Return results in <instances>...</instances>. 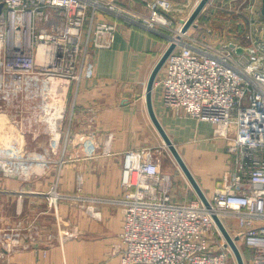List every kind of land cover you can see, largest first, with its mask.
<instances>
[{"label":"built area","instance_id":"1","mask_svg":"<svg viewBox=\"0 0 264 264\" xmlns=\"http://www.w3.org/2000/svg\"><path fill=\"white\" fill-rule=\"evenodd\" d=\"M0 5V105L17 113L24 110L27 121L41 122L49 137L50 151L35 156L18 140L0 147V171L28 179L34 167L50 166L60 145L62 126L54 129L42 122L52 93L65 82L81 84L91 78L95 51L115 40L116 24L100 15L153 28L170 19L161 8L173 6L157 0L151 14L143 16L112 0H0ZM253 27L245 42L223 45L186 42L182 28L173 37L176 48L157 82L162 100L212 124L215 137L228 143L234 170L207 196L211 207L200 197L177 202L171 195L172 177L161 172L152 148L128 151L124 195L116 200L125 214L118 246L121 264H229L233 251L225 238L220 251L210 249L213 236L224 237L215 214L223 222L237 221L239 232L233 237L239 236L249 252L245 263L264 264V23L254 22ZM23 104L30 108L23 109ZM50 196L61 197L56 190ZM2 237L8 250L19 248L21 225L5 227Z\"/></svg>","mask_w":264,"mask_h":264},{"label":"crops","instance_id":"2","mask_svg":"<svg viewBox=\"0 0 264 264\" xmlns=\"http://www.w3.org/2000/svg\"><path fill=\"white\" fill-rule=\"evenodd\" d=\"M112 1L149 16L157 0ZM163 1L173 9L161 11L173 18L172 25H178L201 0ZM217 1L230 3L219 16L214 4L210 15L224 20L218 30L227 31L231 41L245 42V34L254 30L253 23H264V0ZM115 21V40L111 47L95 51V73L81 82L72 98L67 125L50 166L34 167L28 179L0 171V264H121L118 245L125 216L116 200L124 195L122 176L128 151L161 147L160 168L172 177V198L184 202L199 197L147 107L148 82L172 43L171 28L159 24L148 28L122 18ZM162 74L163 68L153 89L156 113L174 143L184 148L185 161L211 197L218 180L234 170V157L227 151V141L215 137L212 124L164 104L162 87L157 84ZM26 115L24 110L17 113L0 105V147L18 140L30 156L50 151L48 135L32 133ZM54 190L61 197L52 200ZM224 223L232 235L239 232L235 219ZM17 224L22 227L21 246L10 251L4 247L2 230ZM223 238L213 236L210 249L220 251Z\"/></svg>","mask_w":264,"mask_h":264},{"label":"rangeland","instance_id":"3","mask_svg":"<svg viewBox=\"0 0 264 264\" xmlns=\"http://www.w3.org/2000/svg\"><path fill=\"white\" fill-rule=\"evenodd\" d=\"M213 1L214 0H209V4L206 6V7H204V9L202 10V13H200V15H199V17H198V19L196 20V22H195V24L188 30V31H186V33H187V35L186 36H184V38H182L183 40H185L186 42H190V43H193V42H195V40L194 39H196V40H199V41H206V42H210V43H213L214 45L215 44H217V45H223V44H225V43H229V42H231V39H230V35H229V33H227V31H226V33H224V31H222V29H219L218 30V28H221L222 27V25L223 24H225L224 23V20H223V22L220 20V19H218L217 18V20H216V18L214 17V16H211L210 15V13H211V9H214V8H212L213 6H214V4H215V7L217 8V11H216V13H218V16L219 15H223V14H221L222 12H225L226 11V9L229 7V4L230 3H225L224 1L223 2H219V1H215L214 2V4H213ZM226 1H229V0H226ZM225 3V4H224ZM225 5L224 6V8H223V6L222 5ZM227 5V6H226ZM208 7V8H207ZM204 11V12H203ZM190 14L192 13V12H189ZM188 14V13H187ZM224 14H226V13H224ZM100 16H105V17H103L104 19H106V20H108V21H110V22H112L113 24L116 22L115 20H116V18H118V17H115L114 15H110V14H104V15H100ZM99 16V17H100ZM110 17H113V18H115V19H113V20H111L110 19ZM186 17H188V15L186 16ZM185 17V18H186ZM170 18V17H169ZM173 19V18H172ZM172 19L170 18L168 21H167V23L166 24H164V23H162V22H158V24L159 25H161L162 27H164V28H168V29H170V33H172L174 36H176L177 34H178V32L180 33V31H181V28H182V25L181 24H183V21H181V23H179L178 25H176L175 23L172 25ZM225 22H226V20H225ZM226 25H228V23H226ZM154 26H156V25H154ZM173 27V28H172ZM224 28V27H223ZM216 30L217 31H219L218 32V34H217V32H216ZM173 36V37H174ZM196 43H197V41H196ZM95 73V72H94ZM163 73H164V71H163ZM94 75V74H93ZM162 76H163V74H162ZM162 76H161V78H162ZM160 78V79H161ZM160 79L158 80V81H160ZM161 85V84H160ZM79 86H80V84L79 83H74V84H72V86L70 87V89L68 90V93H67V89L66 88H64L63 90H62V92L58 95V97L57 98H53L52 100H53V102H51V103H54V105H57V104H55V103H61L63 100H64V102H65V104H66V106H67V108L65 109V111H66V113H64V120H63V127H65L66 125H67V119H68V117H69V114H70V106H71V101H72V98L74 97V95H76L79 91H78V89H79ZM161 87H162V85H161ZM78 91V92H77ZM77 92V93H76ZM67 94H68V97H66L67 96ZM17 104V103H16ZM24 106H25V108L27 107V108H30L29 107V104H23ZM64 111V112H65ZM41 113V112H40ZM39 120L41 121V118H39ZM2 123H3V120H2ZM37 123V124H36ZM43 127H45L41 122H34V123H32V124H30V128H29V130L32 132V133H38V131H43V132H45L46 130H45V128H43ZM34 130H36V131H34ZM31 133V134H32ZM33 135V134H32ZM36 135V134H35ZM177 146V145H176ZM148 148H151V147H145L144 149H148ZM177 148H178V150L180 151V153L182 154V156H183V152L184 151H182L183 149H182V147H180V146H177ZM161 150H162V148L161 147H153L152 148V151L155 153V155H156V157H157V159H158V161L160 162V159H161V161H162V155H161ZM173 158V157H172ZM174 159V158H173ZM187 163V162H186ZM179 166V165H178ZM179 168H180V166H179ZM180 170L182 171V169L180 168ZM162 172V171H161ZM183 172V171H182ZM163 173V172H162ZM184 173V172H183ZM163 174H167L166 172L165 173H163ZM170 175V174H169ZM184 176H185V174H184ZM123 177V176H122ZM186 177V176H185ZM122 206V205H121ZM124 216H125V214H124ZM225 220H227V219H225ZM225 224V223H224ZM227 227V226H226ZM238 242V245H239V247H240V249H241V251H242V254H243V256H244V258L245 257H249V252L247 251V249L244 247V245L241 243V241H237ZM4 246V245H3ZM5 247V246H4ZM229 264H238V262H237V260H236V257H235V255H234V253H233V255H230V258H229Z\"/></svg>","mask_w":264,"mask_h":264},{"label":"water","instance_id":"4","mask_svg":"<svg viewBox=\"0 0 264 264\" xmlns=\"http://www.w3.org/2000/svg\"><path fill=\"white\" fill-rule=\"evenodd\" d=\"M208 2H209V0H201L198 3V5L196 6V8L192 12V14L188 17V19L183 24L182 32L188 31L195 24L200 13L202 12V10L204 9V7L206 6V4ZM1 9H2V5H0V10ZM175 48H176V43L172 42L170 44V46L168 47V49L166 50V52L162 55L161 59L157 63L156 67L154 68V70L150 76L148 86H147V92H146L147 107H148L149 115H150L154 125L156 126L157 130L159 131L160 135L162 136L164 143L166 144V146L169 148V150L171 151V153L175 157L176 161L178 162L180 168L184 172L188 181L191 183V185L193 186V188L195 189V191L197 192V194L199 195L201 200L204 202V204L207 207H211L210 200L208 199L206 193L204 192V190L202 189L197 178L195 177V175L191 171L190 167L186 163L184 157L182 156V154L178 150L176 144L174 143V141L172 140V138L170 137V135L168 134V132L166 131L164 126L162 125V123H161V121H160V119L156 113L154 103H153V89H154V86L156 83L157 76H158L159 72L161 71V69L164 67L168 57L174 51ZM213 217H214V220H215L218 228L220 229L221 233L223 234V236L226 240V246H228L232 249L238 264H246L245 260H244V256L242 254V251H241V249L237 243V241H239V239H240L239 236L233 237V235L229 232L228 228L226 227V225L224 224L222 219L218 217V215L215 214V215H213Z\"/></svg>","mask_w":264,"mask_h":264},{"label":"bare ground","instance_id":"5","mask_svg":"<svg viewBox=\"0 0 264 264\" xmlns=\"http://www.w3.org/2000/svg\"><path fill=\"white\" fill-rule=\"evenodd\" d=\"M182 27H183V24H182ZM71 84L72 83L65 82V84H64V86H63V88L61 90H59V91L57 90V91H55V93H52V96H51L50 100L45 105L46 115L42 119V122H44L45 120H46V123L50 122L51 123V127L54 128V129L57 128V126L58 127L62 126V129H63L64 111L67 108V106H66L64 100L60 104L59 103H55L57 105H54V103H51V102H53L52 99L53 98H57L58 95L62 92V90L64 88L67 89V93H68V90H69V87L71 86ZM66 97H68V94H67ZM23 109H25V107H23ZM65 113H66V111H65ZM32 123L33 122L31 121L30 124H32Z\"/></svg>","mask_w":264,"mask_h":264}]
</instances>
